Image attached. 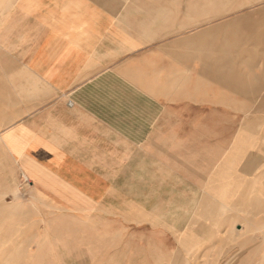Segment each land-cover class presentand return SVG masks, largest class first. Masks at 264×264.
Instances as JSON below:
<instances>
[{
	"label": "crops",
	"instance_id": "obj_1",
	"mask_svg": "<svg viewBox=\"0 0 264 264\" xmlns=\"http://www.w3.org/2000/svg\"><path fill=\"white\" fill-rule=\"evenodd\" d=\"M0 264H264V0H0Z\"/></svg>",
	"mask_w": 264,
	"mask_h": 264
},
{
	"label": "rangeland",
	"instance_id": "obj_2",
	"mask_svg": "<svg viewBox=\"0 0 264 264\" xmlns=\"http://www.w3.org/2000/svg\"><path fill=\"white\" fill-rule=\"evenodd\" d=\"M23 185H26V183H25L24 180H23L22 182L20 181V184H19L20 188H21Z\"/></svg>",
	"mask_w": 264,
	"mask_h": 264
},
{
	"label": "built area",
	"instance_id": "obj_3",
	"mask_svg": "<svg viewBox=\"0 0 264 264\" xmlns=\"http://www.w3.org/2000/svg\"><path fill=\"white\" fill-rule=\"evenodd\" d=\"M24 181H25V183H26V184H28V183H29L28 179H24Z\"/></svg>",
	"mask_w": 264,
	"mask_h": 264
}]
</instances>
